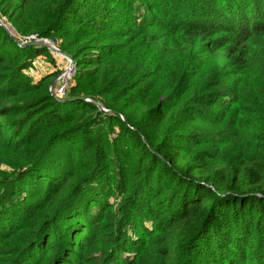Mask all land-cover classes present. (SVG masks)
<instances>
[{
  "label": "trees",
  "instance_id": "obj_1",
  "mask_svg": "<svg viewBox=\"0 0 264 264\" xmlns=\"http://www.w3.org/2000/svg\"><path fill=\"white\" fill-rule=\"evenodd\" d=\"M0 16L78 69L54 100L57 75H24L51 51L0 25V262L83 264L76 248L101 264H264V0H0ZM253 88L254 110L222 106Z\"/></svg>",
  "mask_w": 264,
  "mask_h": 264
},
{
  "label": "rangeland",
  "instance_id": "obj_2",
  "mask_svg": "<svg viewBox=\"0 0 264 264\" xmlns=\"http://www.w3.org/2000/svg\"><path fill=\"white\" fill-rule=\"evenodd\" d=\"M153 3L156 6H160L158 2H153ZM11 36L14 37L17 41H19L22 45H25L23 42L20 41L21 38L16 33L14 34L11 33ZM53 45L55 46L56 49H59L60 51L59 44L53 43ZM51 53L52 55L50 57L43 56L40 59L35 60L33 62L32 68L27 70L24 75L34 83L46 75H52V76L58 75L61 69L67 64L68 57H66L65 55L59 54V53L58 54L54 52H51ZM258 69H264V56H262L260 60V65L258 66ZM235 90L237 91V87L235 88ZM258 100H259V95L255 93V90L253 88L252 92H248L245 90L244 92L240 93L239 97H236L234 100L226 99L225 102H223V99H222L221 103L223 107L228 106L229 109H231L230 107H232V111H233L232 114H240V112L242 111H247L246 109L251 110V111L254 110L255 105H257L258 103ZM230 104H233V105H230ZM235 104L236 106H234ZM215 137L219 140L220 139L222 140L225 138L224 136L221 137L218 135H215ZM1 169L8 170V168L5 166L1 167ZM120 205H121V201L118 195L115 199L112 200L111 209H112L113 214L108 218V220H106V222L101 224L102 229H103L101 232L102 239L103 238L105 239L106 236L110 237L111 235L115 233L116 226L119 225L120 223L118 222L120 221V216H119ZM59 238L62 241L61 249L63 251V254H65L66 250L68 249V245H69L68 240L63 235H61ZM21 239L25 240L24 237H21ZM21 244L22 243L15 244L13 242H10L7 244L6 248H7L10 260L17 254ZM7 251H2V253L7 252ZM46 252H49V250H46ZM74 252H75V255L79 256L81 259L84 260L83 264H101L102 261L104 260V259H101L102 253L90 252L87 254L86 253L82 254L81 252H78L76 248ZM40 255L41 253H39L35 258H33L31 262H29L28 264H44L45 259L42 258ZM19 259L21 261L26 260L25 256H21V258ZM77 259L78 258H76V260H73V259L71 260H73L74 264H79L78 262H76ZM4 263L5 262L3 261L0 262V264H4Z\"/></svg>",
  "mask_w": 264,
  "mask_h": 264
},
{
  "label": "built area",
  "instance_id": "obj_3",
  "mask_svg": "<svg viewBox=\"0 0 264 264\" xmlns=\"http://www.w3.org/2000/svg\"><path fill=\"white\" fill-rule=\"evenodd\" d=\"M0 25L2 27H11L7 19L3 18L0 16ZM13 34V33H12ZM17 34V33H16ZM21 38V37H20ZM21 42L24 44H30L32 42H42L48 45L51 48H55L52 42L47 41V40H41L38 39L37 37H30V38H21ZM20 43V42H19ZM21 44V43H20ZM78 73V69L76 64L71 63V61L68 59L67 64L61 69L59 74L55 77L53 80L52 84L54 83V87L52 88L50 86L49 91L51 94V97L60 102L63 100H67L68 95H69V90L74 82V79Z\"/></svg>",
  "mask_w": 264,
  "mask_h": 264
},
{
  "label": "water",
  "instance_id": "obj_4",
  "mask_svg": "<svg viewBox=\"0 0 264 264\" xmlns=\"http://www.w3.org/2000/svg\"><path fill=\"white\" fill-rule=\"evenodd\" d=\"M4 28L9 32V34H11V33H16V31H15V29H13L12 28V26L11 27H6V26H4ZM30 45H38V46H42V47H46L47 49H49L51 52H54V53H59V54H62V55H65V54H63V53H61V51H59V49H56V48H51V47H49L48 45H46L45 43H42V42H32V43H30ZM66 57H68V59L71 61V63H73V64H75V62H74V60L71 58V57H69V56H67V55H65ZM52 88L54 87V83L52 84V86H51ZM67 101H69L68 99L67 100H63V101H60V102H63V103H65V102H67ZM99 109H101V110H103V111H105L102 107H101V105L99 104V103H97V102H93ZM106 113H110L109 111H105Z\"/></svg>",
  "mask_w": 264,
  "mask_h": 264
}]
</instances>
